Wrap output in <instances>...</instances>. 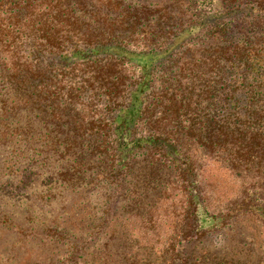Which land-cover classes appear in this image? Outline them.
Instances as JSON below:
<instances>
[{"label": "trees", "instance_id": "1", "mask_svg": "<svg viewBox=\"0 0 264 264\" xmlns=\"http://www.w3.org/2000/svg\"><path fill=\"white\" fill-rule=\"evenodd\" d=\"M249 20L264 0H0V264H264V31ZM187 140L241 177L234 193L194 179ZM139 162L169 176L147 210L123 189Z\"/></svg>", "mask_w": 264, "mask_h": 264}, {"label": "rangeland", "instance_id": "2", "mask_svg": "<svg viewBox=\"0 0 264 264\" xmlns=\"http://www.w3.org/2000/svg\"><path fill=\"white\" fill-rule=\"evenodd\" d=\"M244 25L247 27L246 30H247V32H249L250 35H256L257 33L260 34L261 33L260 31L262 29L264 31V20H261V21L249 20V21H246V23ZM126 58L130 59V61H132V62H136L139 64H144L147 60V58H145L144 56H138V55H134V54L127 55ZM184 142H185V144L183 146V149L186 151L187 155L189 156V158H188L189 160L187 162H190L192 164V169L193 168L195 169L194 170V172H195L194 179L195 180L196 179L200 180L202 178L201 180H203L204 183H206V188L212 189L211 191L214 194H216V193L232 194L236 191V187L233 184L236 185V183L238 184V182H239L238 180H235V178L241 179V177L238 174H236L235 177H233V175L229 174L227 177V175H225V173H223L222 170H220L219 168L214 169V167L212 165L207 166L208 165V164H206L207 161L208 160L210 161L207 154H204V152L201 153L198 150H196L194 144L191 141L187 140ZM142 164L143 163L139 162L138 164L136 163L135 165H133V167L128 171V173H126L124 178H122V182H124L123 189L126 187H130V190H131V187L133 185H135L134 191H131L132 198H133L132 204H133L134 208L135 207H142V208H145L147 210V208L151 207L150 203H149V200L151 199L150 197L152 194L150 189H155V191H156L159 183H161V182L163 184L168 183L169 180L167 181L166 179H168L169 176H168V173H166L167 175L165 174V171L161 172L159 170H155L153 172L154 174L147 176L146 174H144L141 171L142 170L141 169ZM185 175L189 179H192L191 171L189 172V174L185 173ZM247 175H248L247 177H244L246 186H249V185L253 186V182L256 183V181H259L258 179H260V177H261V173H259L258 171L248 173ZM229 176H231V177H229ZM164 182H166V183H164ZM230 183H233V184H230ZM254 187H256V186H254ZM170 191L172 192V194H175V196L178 193L177 190H173V191L170 190ZM143 194H147L146 196L148 197V199H145ZM172 194H170V195H172ZM135 201H138L140 203H138V202L134 203ZM129 207H132V205H129ZM124 209H126V206ZM126 210H125V212H127ZM251 228H254V227H251ZM254 229L258 233V235H257V233H256V235L258 236L260 249H263V251L261 250V253H264V231L261 232V230H258L257 228H254ZM129 230L136 233V227H133L132 223L129 224ZM255 230H253V231H255ZM217 235H219V234H217ZM217 235L214 236L212 243H216V245H215L216 251H219L221 249H225L226 244H228V243H226L225 237L223 235H220V236H217ZM1 244L3 245V243H1ZM231 244L232 243H230L229 245H231ZM230 249H231V246H228L227 250H230ZM31 263L32 262H30L29 264H31Z\"/></svg>", "mask_w": 264, "mask_h": 264}]
</instances>
